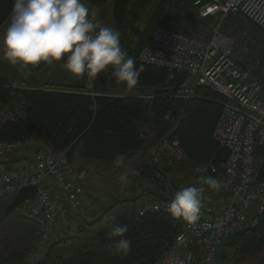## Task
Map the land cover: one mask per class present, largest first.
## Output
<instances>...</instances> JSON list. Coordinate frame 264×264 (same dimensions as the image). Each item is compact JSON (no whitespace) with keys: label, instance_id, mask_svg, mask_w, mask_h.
I'll return each mask as SVG.
<instances>
[{"label":"trees","instance_id":"16d2710c","mask_svg":"<svg viewBox=\"0 0 264 264\" xmlns=\"http://www.w3.org/2000/svg\"><path fill=\"white\" fill-rule=\"evenodd\" d=\"M193 1L113 0V24L120 33L121 46L135 59L137 67L143 68L134 86L135 95H88L79 88H30L0 75V108L9 106L10 112L19 109L13 119L0 118V141L32 137L40 143L33 152L43 146L65 152L77 173L86 162H112L118 154H123L125 160L136 153L142 156L123 196L114 198L91 219L74 214L76 232L51 241L43 259L33 264H159L182 222L159 212L139 215L142 201L172 199L175 191L200 185L202 177L222 176L229 151L215 140L213 131L225 97L202 85L194 86L191 98L176 97L174 92L185 80V69L169 77L167 68L138 60L156 25L182 27L178 19L190 17L191 22H213L212 31L217 19L200 18ZM12 4L13 0H0V25L10 15ZM149 6L150 15L139 27ZM210 33L189 34L207 39ZM92 104L97 107L92 109ZM168 135L179 140L184 156L155 161L151 152ZM29 157L22 151L3 153L0 169ZM256 159L257 181L264 183V147L257 149ZM204 188V197L223 195L221 189ZM212 192L215 195H210ZM27 203L0 214V264H28L39 225L26 217ZM113 216L116 223L128 225L126 236L131 240V249L127 256L113 254V241L108 238ZM225 246H230L231 254ZM256 257L255 264H264V209L254 223L221 244L217 264H249ZM193 264H199L198 250Z\"/></svg>","mask_w":264,"mask_h":264},{"label":"built area","instance_id":"2783aa9c","mask_svg":"<svg viewBox=\"0 0 264 264\" xmlns=\"http://www.w3.org/2000/svg\"><path fill=\"white\" fill-rule=\"evenodd\" d=\"M200 18L215 17L210 36L203 39L184 31L156 25L138 54L142 63L165 67L172 74L185 69L186 76L174 95L190 98L196 85L208 86L224 96L222 112L215 125V140L229 150L223 164V195L203 198L199 219L189 223L183 218L171 248L159 264H193L195 250L199 264H217L219 246L241 228L256 221L264 207V183L257 181L256 152L264 147V83L253 65L241 64L235 51V37L223 29L226 17L238 14L264 31V0H194ZM90 18H99L90 14ZM19 114L16 108L7 118ZM34 138L0 141V155L7 152H31L28 159L0 169V214L17 191L27 185L37 188L27 203L25 215L39 225L35 247L41 250L49 241L70 234L73 215L88 217L82 179L86 172H76L64 152H53ZM155 161L163 157L184 156L179 140L164 137L151 152ZM212 172L216 168L211 167ZM172 199L143 200L138 214H169Z\"/></svg>","mask_w":264,"mask_h":264},{"label":"clouds","instance_id":"9594fccd","mask_svg":"<svg viewBox=\"0 0 264 264\" xmlns=\"http://www.w3.org/2000/svg\"><path fill=\"white\" fill-rule=\"evenodd\" d=\"M0 46L4 59L12 65L36 66L63 60L68 73L90 81L89 88L109 68L117 81L132 88L143 70L122 48L118 30L90 18L84 0H13L7 26L0 35ZM87 94L95 95V92ZM124 160L123 154L114 157L117 167ZM127 177V172H123L121 182L127 183ZM204 185L215 191L222 187L217 178L202 177L200 185L175 191L167 205L169 214L189 223L196 222L203 207ZM115 221V216L110 218L108 233L113 241V254L127 256L131 249V240L126 236L128 225Z\"/></svg>","mask_w":264,"mask_h":264},{"label":"rangeland","instance_id":"374dc122","mask_svg":"<svg viewBox=\"0 0 264 264\" xmlns=\"http://www.w3.org/2000/svg\"><path fill=\"white\" fill-rule=\"evenodd\" d=\"M151 10V6L146 9L143 16L141 17V20L139 21V27H142L145 24L146 18L150 15ZM178 20L182 22L183 26H174L170 28L199 35L210 33L211 27L213 25V22H207L206 24L195 22V20L194 22H191L193 19L190 17H180ZM223 29L231 33L237 41V47L235 51L237 60L246 66L253 65L255 62H257L255 72L264 83V32L238 14H232L226 17L223 23ZM8 108L10 107L6 106L0 108V118L3 116L7 117L9 115L10 111ZM141 159V153H136L131 158L124 160L123 165L120 167H117L114 161H92L86 162L84 166H82V171L86 172L82 181L84 187L83 202L85 201L86 210L89 214L87 217L88 219L95 217L100 212V210H102L104 206L111 203L114 198L123 196L126 191L129 190L125 188H129L130 184L132 183L130 176L132 177L134 174V169L140 163ZM125 171L128 174L127 183H122L120 176ZM210 195L215 194L212 192ZM70 226V232H76V220L71 221ZM50 243L51 241L45 244L43 248L38 251L34 245L27 263L33 264L34 262L43 259L47 248L50 246ZM224 249L227 253L231 254L232 250L230 249V246H225ZM260 256H262V254L258 255V257ZM258 257L250 259L248 263L255 264V260L257 261Z\"/></svg>","mask_w":264,"mask_h":264},{"label":"crops","instance_id":"0c3cea01","mask_svg":"<svg viewBox=\"0 0 264 264\" xmlns=\"http://www.w3.org/2000/svg\"><path fill=\"white\" fill-rule=\"evenodd\" d=\"M90 10L105 25L115 28L113 24V0H84ZM10 16V15H9ZM8 18L0 25V35L3 34ZM0 75L4 76L24 87L42 89H75L79 88L88 93L95 92L100 95H132L136 94L135 87L128 88L117 81L111 74V68L107 73L101 74L92 88L88 87L90 81L87 78H76L63 67V60L51 64L24 66L12 65L3 56V48L0 46ZM29 156L31 152L27 153Z\"/></svg>","mask_w":264,"mask_h":264},{"label":"water","instance_id":"95a60500","mask_svg":"<svg viewBox=\"0 0 264 264\" xmlns=\"http://www.w3.org/2000/svg\"><path fill=\"white\" fill-rule=\"evenodd\" d=\"M37 188L35 185H27L21 187L15 196L8 202L4 208V213L7 214L11 212L14 208H16L21 203L26 201H30L34 198L36 194Z\"/></svg>","mask_w":264,"mask_h":264},{"label":"bare ground","instance_id":"6f19581e","mask_svg":"<svg viewBox=\"0 0 264 264\" xmlns=\"http://www.w3.org/2000/svg\"><path fill=\"white\" fill-rule=\"evenodd\" d=\"M171 76H172V74H170V72H169V77H171ZM181 84H182V83H181ZM181 84H180V85H181ZM213 91H214V90H213ZM193 96H194V87H193V94H192L191 97H193ZM191 97H190V98H191ZM179 98H180V97H179ZM221 112H222V111H221ZM220 115H221V114H220ZM219 117H220V116H219ZM228 151H229V150H228ZM64 153H65V152H64ZM228 156H229V155H228ZM66 158H67V157H66ZM227 158H228V157H227ZM226 160H227V159H226ZM68 161H69V160H68ZM224 163H225V162H224ZM224 163H223V164H224ZM210 169H211V167H210ZM4 208H5V207H4ZM4 208H3V210H4ZM223 243H224V242H223ZM223 243H222V244H223ZM220 246H221V245H220ZM220 246H219V250H220Z\"/></svg>","mask_w":264,"mask_h":264}]
</instances>
